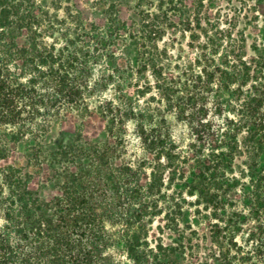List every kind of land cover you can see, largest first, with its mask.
I'll use <instances>...</instances> for the list:
<instances>
[{
  "label": "trees",
  "instance_id": "16d2710c",
  "mask_svg": "<svg viewBox=\"0 0 264 264\" xmlns=\"http://www.w3.org/2000/svg\"><path fill=\"white\" fill-rule=\"evenodd\" d=\"M152 1L134 26L115 6L88 26L50 19L44 0H0V264H179L203 241L204 264H264V41L247 60L204 20L210 0L186 20L183 0ZM184 21L206 40L172 77L158 43ZM94 117L102 142L84 134ZM190 216L207 233L182 229ZM160 219L173 244L152 235Z\"/></svg>",
  "mask_w": 264,
  "mask_h": 264
},
{
  "label": "rangeland",
  "instance_id": "374dc122",
  "mask_svg": "<svg viewBox=\"0 0 264 264\" xmlns=\"http://www.w3.org/2000/svg\"><path fill=\"white\" fill-rule=\"evenodd\" d=\"M184 1V18H190L194 11L193 0ZM45 8L49 12L50 19L66 20V24L71 21L80 19L83 24L91 26L97 24L103 26L106 12L111 6H115L119 10V16L129 26H134L140 21V11H152L154 5L152 0H44ZM180 6V5H179ZM203 18L220 20L219 28L214 29L231 35L232 41L243 40L244 51L247 60H251L255 56V48H260L264 41V0L245 1V0H210L207 1L203 8ZM213 22V23H212ZM59 23L57 26H61ZM174 27L167 30L162 41L158 43V49L162 53L160 64H162L170 76H179L182 70L189 67L196 60L200 49L198 48L206 40L205 31L202 28L197 31L192 30L184 21V24L173 25ZM210 29L211 26L208 27ZM146 83L153 81L151 74L148 73L144 77ZM135 94L134 89L128 91ZM158 97L156 92L147 95L142 99L143 105L147 103L157 104L151 97ZM167 121L171 128L172 134L176 141L182 147H187L192 137L189 128L184 123L178 121L175 113L166 114ZM75 119L69 116L66 122H60L52 127L49 139L56 137L61 131H70L74 129ZM132 132V125H131ZM84 134L87 138L96 142H102L105 139L103 122L94 117L86 121ZM132 144L130 153L132 157H141L142 149L138 141L133 135L130 137ZM45 198H50L49 192L42 193ZM193 199L186 198V202ZM193 210V209H192ZM194 217L185 221L181 225L198 231L201 235L207 233V226L204 222H194ZM190 224V225H189ZM164 226L163 220H157L152 227V235L159 238L164 244H173L177 238L167 229L163 231L158 226ZM208 245L205 241L198 244L194 251H188L185 255L179 257V264H204L207 261ZM125 262V260H124ZM128 263V262H126ZM129 264V263H128Z\"/></svg>",
  "mask_w": 264,
  "mask_h": 264
}]
</instances>
